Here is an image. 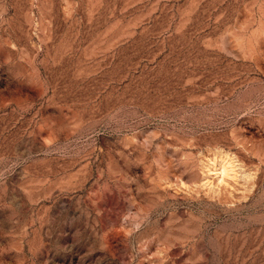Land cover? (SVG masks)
<instances>
[{"label": "rangeland", "instance_id": "1", "mask_svg": "<svg viewBox=\"0 0 264 264\" xmlns=\"http://www.w3.org/2000/svg\"><path fill=\"white\" fill-rule=\"evenodd\" d=\"M0 264H264V0H0Z\"/></svg>", "mask_w": 264, "mask_h": 264}, {"label": "bare ground", "instance_id": "2", "mask_svg": "<svg viewBox=\"0 0 264 264\" xmlns=\"http://www.w3.org/2000/svg\"><path fill=\"white\" fill-rule=\"evenodd\" d=\"M219 169H220V168H219ZM225 173H226V167H223V168L220 170V174H221L222 176H224ZM222 178H223V177H222Z\"/></svg>", "mask_w": 264, "mask_h": 264}]
</instances>
